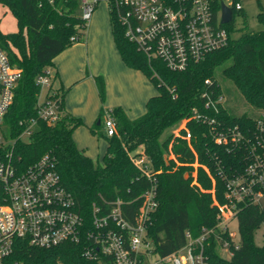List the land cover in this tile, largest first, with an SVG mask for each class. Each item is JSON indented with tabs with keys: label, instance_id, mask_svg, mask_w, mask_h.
Masks as SVG:
<instances>
[{
	"label": "trees",
	"instance_id": "16d2710c",
	"mask_svg": "<svg viewBox=\"0 0 264 264\" xmlns=\"http://www.w3.org/2000/svg\"><path fill=\"white\" fill-rule=\"evenodd\" d=\"M0 3L13 12L19 26L16 32L9 33L0 27V47L23 72L5 120L12 136L16 137L25 128L20 124L21 120L37 119L29 141H16L15 163L28 167L49 154L55 160L64 185L88 220L93 203L121 199L124 214L135 222L144 203L141 195L150 186L148 177L134 161V157L144 152L150 168L156 172L158 185L159 206L152 214L148 229L155 243L154 251L167 256L185 245L187 230L197 235L202 226L216 225L219 207L214 198L220 203H232L226 196L227 179L245 170L248 147L245 143L216 142L211 124L195 119L194 109L203 114H214L205 108L202 94L208 88L224 92L219 79H230L254 107L255 113L234 115L225 104L217 116L225 119L226 126L239 124L244 134L251 135L256 126L255 119L264 112V28L234 38L233 20L225 23L223 26L230 34L227 46L201 61L190 63L184 71H172L163 62L149 61L140 53L126 39L124 28L111 12L114 39L123 60L129 67L143 71L157 87L158 94L148 100L146 112L136 119H130L121 107L114 108L117 132L113 136L106 135L103 123L90 127L108 142L100 162L81 151L73 139L74 130L83 124V120L65 112V91L60 97L64 114L56 124L38 119L36 109L41 92L38 75L53 65L57 55L86 34L79 0H57L55 3L0 0ZM259 5L258 19L264 25V8ZM215 8L219 12L220 1L216 2ZM241 12L243 10H234L233 19ZM73 36L79 39L73 41ZM217 67H221L220 78L216 75ZM207 79H212L213 83L207 84ZM96 82L104 98L105 80L96 76ZM185 119L186 127L175 134ZM195 162L200 164L196 179L193 177ZM186 172L190 175L186 176ZM213 187L215 194L211 191ZM234 206L242 237L240 247L230 259L220 257L213 250L215 261L218 264H264V243L258 245L255 242V231L264 225V204L238 203ZM17 243L15 257L26 264H101L99 260L85 256L84 241L68 242L51 249L32 247L26 239H18Z\"/></svg>",
	"mask_w": 264,
	"mask_h": 264
},
{
	"label": "built area",
	"instance_id": "2783aa9c",
	"mask_svg": "<svg viewBox=\"0 0 264 264\" xmlns=\"http://www.w3.org/2000/svg\"><path fill=\"white\" fill-rule=\"evenodd\" d=\"M55 3L57 0H48ZM109 11L124 28L126 39L149 61L159 60L172 71H184L192 62H198L210 53L229 44L230 34L222 23V3L233 10L242 11V0H106ZM221 2L219 12L216 2ZM81 18L88 28L100 0H79ZM87 31V30H86ZM73 41L79 39L71 37ZM22 69L0 47V126L6 123V115L14 102L15 90L22 78ZM160 78V75L155 72ZM56 72L47 67L38 75L41 92L37 101L38 119L50 125L63 116L61 92L55 86ZM212 84V79L206 80ZM173 92L174 88H170ZM205 108L214 114H203L194 109L193 117L211 124L216 142L248 147V163L245 170L227 179L226 196L233 205L238 203L264 204V112L255 119L251 135L244 134L240 125L226 126L218 112L226 103L222 90L208 88L203 94ZM106 135L117 132L113 108L103 111ZM183 120L181 127H186ZM7 124V123H6ZM25 128L14 143L4 144L0 138V264H26L15 257L18 239H26L32 247L51 249L72 242H86L85 256L99 260L101 264H218L213 250L234 255L240 247L229 233V223L236 218V210L226 216H218L214 226H202L194 235L186 231L185 245L167 256L154 251L155 243L148 229L152 214L159 202L156 198V172L150 168L144 152L134 157L149 179L140 215L135 222L122 210L123 200L103 199V204L93 203L88 220L70 190L64 185L55 160L49 154L21 167L15 163L14 145L18 139L31 136L37 124L36 118L20 122ZM181 128V129H182ZM179 133V132H178ZM237 219V218H236ZM188 255H181L182 249ZM105 261V262H104Z\"/></svg>",
	"mask_w": 264,
	"mask_h": 264
},
{
	"label": "crops",
	"instance_id": "0c3cea01",
	"mask_svg": "<svg viewBox=\"0 0 264 264\" xmlns=\"http://www.w3.org/2000/svg\"><path fill=\"white\" fill-rule=\"evenodd\" d=\"M50 68L57 72L56 87L65 91V112L83 120L74 130L73 139L81 151L96 161H101V157L93 156L89 146L80 140L82 132L88 134L90 127L98 124L105 108L121 107L130 119H136L146 112L148 100L158 94L157 87L143 71L125 63L110 18L100 12L92 17L85 36L57 55ZM96 76L105 80L104 98L99 93ZM107 147L108 142L103 156Z\"/></svg>",
	"mask_w": 264,
	"mask_h": 264
},
{
	"label": "rangeland",
	"instance_id": "374dc122",
	"mask_svg": "<svg viewBox=\"0 0 264 264\" xmlns=\"http://www.w3.org/2000/svg\"><path fill=\"white\" fill-rule=\"evenodd\" d=\"M261 4L264 8V0H242L243 5V12L237 13L233 19V26L234 31L232 32V36L234 38L240 37L244 32H258L261 31L264 28V25L259 21L258 19V13L261 11L260 5ZM108 2L106 0H100L98 5L96 6L94 15L97 13L104 14L106 18H110L112 29L113 27V20L109 11ZM0 27L2 31L4 32H16L19 29L18 26V20L13 14V12L5 5L0 3ZM85 36V35H84ZM222 67V65H221ZM221 67H217L216 69V75L220 78V70ZM220 83L224 89L225 95H226V107L232 112L234 115H240L245 112L248 113H255L254 107L249 104L245 98V96L241 93V91L236 87V85L233 83L230 79L220 78ZM57 83H55V86ZM226 89V90H225ZM61 93L64 90L58 89ZM104 120V118H103ZM97 124L92 125L93 127ZM103 125V124H102ZM103 127V126H102ZM180 128H177L175 130V134H178L181 130ZM101 130V126H99V131ZM104 130V127H103ZM85 130L80 135V140L85 142L89 148L90 152H92L93 156L95 157H101V161H103V152H104V145L107 142V139L100 134L94 133L90 131L88 134H84ZM78 130H76L75 134L77 135ZM0 138L4 142V144H12L14 143V138L11 134V129L9 124H4L0 126ZM30 136H26L23 138L24 141H29ZM171 158L174 157L173 154L170 155ZM170 157H167V160H169ZM200 164L195 162L193 166L195 167V171L193 172V177L196 179L197 177V168ZM204 168V166H202ZM189 172H186V176H189ZM213 183H215V180L213 179ZM212 193L215 194L214 187L211 189ZM215 197V196H214ZM214 201L216 205L219 207V213L218 216L222 215L223 217L231 214L235 211V206L231 203H220L219 200L214 198ZM235 232V237L232 238V240L235 243L241 242V233L239 231L238 227V220L236 218L232 219L229 223V233ZM255 242L258 245H262L264 243V225H262L259 229L255 231ZM189 250L188 249H182L180 252L181 255H188ZM223 258L230 259L231 256L228 254L223 253Z\"/></svg>",
	"mask_w": 264,
	"mask_h": 264
},
{
	"label": "water",
	"instance_id": "95a60500",
	"mask_svg": "<svg viewBox=\"0 0 264 264\" xmlns=\"http://www.w3.org/2000/svg\"><path fill=\"white\" fill-rule=\"evenodd\" d=\"M232 20H233V10L225 3H222V23L224 24L230 23ZM98 124H101V120L98 121Z\"/></svg>",
	"mask_w": 264,
	"mask_h": 264
}]
</instances>
